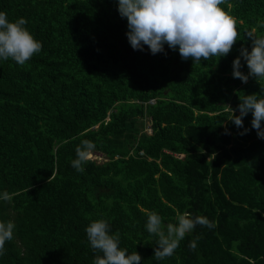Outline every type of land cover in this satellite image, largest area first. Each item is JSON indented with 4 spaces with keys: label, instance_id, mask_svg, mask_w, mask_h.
Segmentation results:
<instances>
[{
    "label": "trees",
    "instance_id": "16d2710c",
    "mask_svg": "<svg viewBox=\"0 0 264 264\" xmlns=\"http://www.w3.org/2000/svg\"><path fill=\"white\" fill-rule=\"evenodd\" d=\"M221 7L239 39L227 56L194 63L167 44L134 50L118 0H0L43 45L23 66L0 59V193L12 197L0 199V221L15 225L0 264H93L85 229L99 219L140 264H264V139L251 112L237 128L225 111L264 96V80L232 75L249 34L264 35V0ZM84 140L102 162L78 172ZM151 212L165 228L184 213L215 227L197 224L156 260Z\"/></svg>",
    "mask_w": 264,
    "mask_h": 264
},
{
    "label": "clouds",
    "instance_id": "9594fccd",
    "mask_svg": "<svg viewBox=\"0 0 264 264\" xmlns=\"http://www.w3.org/2000/svg\"><path fill=\"white\" fill-rule=\"evenodd\" d=\"M226 3L227 0H118V11L122 18H127L129 31L126 35L134 50H143V46L147 45L155 55L163 52L167 44L173 50L178 48L182 59L200 63L212 57L227 56L239 39L235 17L221 7ZM26 23L25 18L9 21L7 13L0 11V59L10 58L23 66L41 52L42 43L25 27ZM259 26L264 27V22ZM249 37L252 38L251 51L241 47L240 56L233 61V78L244 83H247L249 76L264 80V35L253 37L249 34ZM241 57L249 69L247 75L240 70ZM240 101L237 106L239 115L235 114L237 109L226 105L225 111L229 113L227 119L237 128H243L242 118L251 112L252 128L259 138L264 139V96L251 94L240 97ZM248 131L245 128L239 134L244 135ZM94 147L92 142L82 141L75 149L76 159L72 160V167L83 172V164L90 160ZM11 198L7 191L0 193V199L9 201ZM162 221L158 213L151 212L145 225L149 234L158 237V247L154 250L156 260L171 257L180 241L197 224L215 227V223L206 217L192 218L188 213L178 215L177 223H168L166 228ZM14 228L12 221H0V255L5 252V242L13 239ZM85 232L91 248L99 253L93 264H140V254L136 251L128 254L126 249H122L119 246V232L110 234L109 224L104 219L91 222ZM196 246L195 239L189 243L193 250Z\"/></svg>",
    "mask_w": 264,
    "mask_h": 264
},
{
    "label": "rangeland",
    "instance_id": "374dc122",
    "mask_svg": "<svg viewBox=\"0 0 264 264\" xmlns=\"http://www.w3.org/2000/svg\"><path fill=\"white\" fill-rule=\"evenodd\" d=\"M145 132L147 134H150V128H149V121L147 119V121L145 120ZM182 158V156H181ZM90 159H94V160H97V162H102V158L100 157V155L98 154H92L91 158Z\"/></svg>",
    "mask_w": 264,
    "mask_h": 264
}]
</instances>
